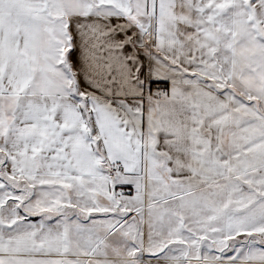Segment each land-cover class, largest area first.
Segmentation results:
<instances>
[{
	"label": "snow or ice",
	"instance_id": "snow-or-ice-1",
	"mask_svg": "<svg viewBox=\"0 0 264 264\" xmlns=\"http://www.w3.org/2000/svg\"><path fill=\"white\" fill-rule=\"evenodd\" d=\"M0 264H264V0H0Z\"/></svg>",
	"mask_w": 264,
	"mask_h": 264
}]
</instances>
